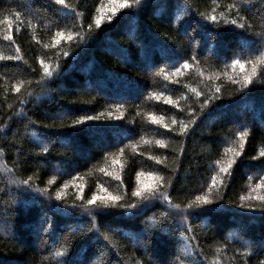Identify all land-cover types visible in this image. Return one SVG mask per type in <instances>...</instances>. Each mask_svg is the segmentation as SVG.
<instances>
[{"label": "trees", "instance_id": "1", "mask_svg": "<svg viewBox=\"0 0 264 264\" xmlns=\"http://www.w3.org/2000/svg\"><path fill=\"white\" fill-rule=\"evenodd\" d=\"M120 2L0 0V264H264V0Z\"/></svg>", "mask_w": 264, "mask_h": 264}, {"label": "snow or ice", "instance_id": "2", "mask_svg": "<svg viewBox=\"0 0 264 264\" xmlns=\"http://www.w3.org/2000/svg\"><path fill=\"white\" fill-rule=\"evenodd\" d=\"M134 2H135L136 4H139V3H140V0H134ZM56 3H57V4H60V5H64V4H65V0H56ZM129 6H130V0H121V2L118 4V7H119V8H125V7H129ZM115 11H116V9H113V13H115ZM109 19H111V17H109ZM211 19H212L213 21H215V20H216V17H215V16H212ZM230 23H232L233 25H236V24H237V21H236V20H232V21H230ZM96 24H97V25L100 24V20H99V19L96 21ZM238 27L243 28L244 25H243V24H240V25H238ZM10 28H11V26H10ZM5 39H11V35L5 37ZM69 39H71V37H69ZM17 51H19V49H17ZM17 58H18V57H17ZM233 63H234L235 65H240L241 68L244 67V65H243L239 60H235ZM249 63H251V62L249 61ZM183 67H184V68H188V67H189V65L187 64V62L183 65ZM176 71L179 72L180 69L178 68V69H176ZM44 72H45L47 75H51L50 70H49L48 67H46V66L44 67ZM254 75H256V68H255V65H253V70H252L251 75H250V76H245V77H244V79H243V81H242L243 86L246 87V86L251 82V76H254ZM15 90H16V91H19V88L16 87ZM217 91H219V89H217ZM166 102H167V103H172L171 99L167 100ZM90 119H93V117H85V118H83V120H79V119H78V120L74 121V124H82V123L84 122V120H90ZM161 119H163V118L161 117ZM152 122H153V123H159V121H158V120L156 119V117H154V116L152 117ZM173 123H176V122L173 121ZM165 127H167V126H165ZM184 131H185V127H182V128H181V132L183 133ZM246 135H247L246 132H241V133L239 134V137H240V147H241V149H243V147H244V137H245ZM157 143H160V142L157 141ZM44 151L47 152L48 149H44ZM240 154H241L240 152H236V153H235L236 156H239ZM261 156H264V152H261ZM232 163H233L232 161L229 162L228 168H231V167H232ZM228 168H222L221 171H222V172H227V171H228ZM138 175H142V173H140V174H138ZM29 179H31V178H29ZM159 180H160V177H157V181H159ZM23 183H24V184H28V183H29V180H24ZM215 183H216V177L214 176V177H212V184L215 185ZM209 191H211V188L209 189ZM133 195H134V196H143V191H142L141 189H137V191H135V192L133 193ZM59 197H60V194L58 193V194H57V198L59 199ZM144 198L146 199L147 197H144ZM164 198H165V199H168L167 196H165ZM258 198L261 199V200H264V197H258ZM96 199H97V197H96V196H93V198H92L91 200H88L87 203L91 205V204H93V203L96 201ZM100 199H101L103 202L106 203L108 200H111V201H118V200L121 199V197L118 196V195H117V196H113V195L109 194L106 198H103V197H102V198H100ZM241 199H244V197H241ZM196 201H197L199 204H203V205H208V204H211V203H212V201L209 199L208 196H197V197H196ZM130 207H131V205H130ZM177 207H178V206H177ZM187 207H192V205L189 204V205H187Z\"/></svg>", "mask_w": 264, "mask_h": 264}]
</instances>
